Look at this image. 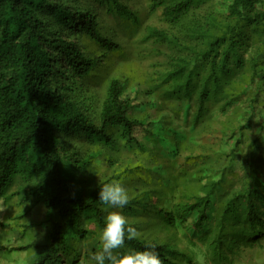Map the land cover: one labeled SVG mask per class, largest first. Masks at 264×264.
Wrapping results in <instances>:
<instances>
[{
  "label": "trees",
  "instance_id": "obj_1",
  "mask_svg": "<svg viewBox=\"0 0 264 264\" xmlns=\"http://www.w3.org/2000/svg\"><path fill=\"white\" fill-rule=\"evenodd\" d=\"M146 12L159 24L144 38L162 58L147 88L128 92L131 77L106 73L123 51L113 26L142 23L126 0H0V209L14 196L45 208V241L7 248L35 247L30 264H87L107 214L99 187L112 181L139 232L120 252L264 260V0H146ZM156 100L176 117L185 107L188 132L163 115L150 133L135 112L163 109ZM145 132L173 158L154 162ZM126 149L145 162H126Z\"/></svg>",
  "mask_w": 264,
  "mask_h": 264
},
{
  "label": "rangeland",
  "instance_id": "obj_2",
  "mask_svg": "<svg viewBox=\"0 0 264 264\" xmlns=\"http://www.w3.org/2000/svg\"><path fill=\"white\" fill-rule=\"evenodd\" d=\"M126 1L142 23L137 30H135L134 27L119 29L116 24L113 26V38L121 44L123 51L117 55L116 59L114 57L111 58V60H113V58L115 59V64L113 68L110 71H106V73H116L120 71L126 76L131 77V87L128 88V92H132L134 88L140 90L147 88L145 79L148 77L146 75L151 71L150 65L152 62L157 61L158 58H162V56H158V54L151 51V48H154L153 44L150 41H146L144 38V32L147 25L159 24L157 17L147 15L146 0ZM101 15L104 19V23H112L114 21L113 18L106 16L103 12ZM104 85L105 84L101 82L95 86H99L98 90L101 91ZM144 100L146 102L147 99ZM156 101L159 106L164 103L163 100ZM166 104L167 105L164 103V108L161 110L154 104L146 105L143 109H138L135 113L139 116H144V114L148 115V121L150 122L148 127L150 133L156 131L157 125L161 124V118L163 115L169 118V121L172 124L171 126L176 125L179 127L177 131L175 130V134L176 132L178 134L188 132L191 115H188L190 117L185 123L186 108L182 107L179 117H176L174 114V112H176L174 108L175 105H172L173 103L168 104V102ZM146 133L147 132L138 133L137 136L143 144L145 143V145L153 149L155 155L154 162L164 164L169 158H173L172 155L168 156L169 158H163L162 154H165L167 146L165 147L161 144L160 140L156 139V137L153 139ZM127 151L128 153L124 155L126 162L131 159H133L134 162H137L138 160L145 162L144 154H140L137 157L127 149L123 152ZM178 160L180 164L183 161V159L181 161L180 158ZM15 189L16 186H14L12 190ZM48 226L49 224L45 221V208L42 204H31L29 202L21 203L20 199L17 196H14L6 207L0 209V264H30V261L37 252L35 247L23 249L22 251L14 250L10 252L7 251V248L14 245L43 243L49 228ZM247 260V257L243 258V261H241L240 264H249L247 263ZM257 264H264V260H260Z\"/></svg>",
  "mask_w": 264,
  "mask_h": 264
},
{
  "label": "clouds",
  "instance_id": "obj_3",
  "mask_svg": "<svg viewBox=\"0 0 264 264\" xmlns=\"http://www.w3.org/2000/svg\"><path fill=\"white\" fill-rule=\"evenodd\" d=\"M98 201L105 205L106 215L103 227L99 231V248L90 252L87 264H162L155 246L149 245L144 250L120 252L125 248V240L139 236L136 227L118 209L130 203L128 190L119 181L105 183L99 187ZM108 209H117L111 210Z\"/></svg>",
  "mask_w": 264,
  "mask_h": 264
}]
</instances>
